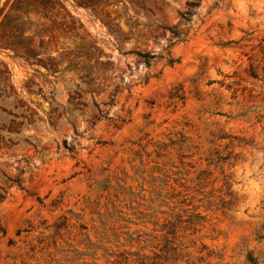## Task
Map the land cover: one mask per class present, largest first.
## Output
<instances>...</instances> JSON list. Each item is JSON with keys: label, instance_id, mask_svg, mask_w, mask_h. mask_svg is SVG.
I'll return each instance as SVG.
<instances>
[{"label": "rangeland", "instance_id": "obj_1", "mask_svg": "<svg viewBox=\"0 0 264 264\" xmlns=\"http://www.w3.org/2000/svg\"><path fill=\"white\" fill-rule=\"evenodd\" d=\"M190 1L0 0V72L46 120L0 152V264H264V0ZM80 82L108 117L47 128Z\"/></svg>", "mask_w": 264, "mask_h": 264}, {"label": "trees", "instance_id": "obj_2", "mask_svg": "<svg viewBox=\"0 0 264 264\" xmlns=\"http://www.w3.org/2000/svg\"><path fill=\"white\" fill-rule=\"evenodd\" d=\"M107 1L108 0H106V2ZM198 4L199 1L196 0L187 2V9L180 12L181 18L186 22L190 21V16L193 14V9L198 6ZM52 5L53 3H51L50 8L53 7ZM141 7L150 10V8H148L144 3ZM163 27L169 29L178 39H181V36L184 33L182 30H179L176 27ZM70 29L76 32L77 28L72 27ZM138 54L144 58V61L147 64H149L151 59L155 57V55L142 52H138ZM44 67L51 72H57V66H55V64H49L45 62ZM2 73L4 72H0V152H9L17 147L25 148L30 145L37 147L40 140L36 136L25 135L24 132L27 127H33L34 129L39 130V123H46V120L24 100V98L15 90L14 85L11 83L9 77L3 76ZM85 84L86 82L78 83V88L70 93L69 103L73 107H67L59 103L56 100L55 90L50 92L52 93L51 95L45 94V98L49 99L51 102V111L48 121L49 125L47 128L56 131L60 122H66L68 125H71L75 133L78 134L76 114L77 109H80L79 105L92 108L98 118L108 117L107 112L101 106L109 104L108 102H97L95 99L92 105L89 104V102H86L85 98L88 94H92V92L88 88L84 87ZM27 89L29 92H32L30 88L27 87ZM63 147L69 153H74L75 147L70 144L68 139L63 140ZM7 181L10 184H16L20 188L24 189L22 181L19 178L8 177ZM5 198V188L0 185V202L5 200ZM0 232L5 233V230L0 227Z\"/></svg>", "mask_w": 264, "mask_h": 264}]
</instances>
